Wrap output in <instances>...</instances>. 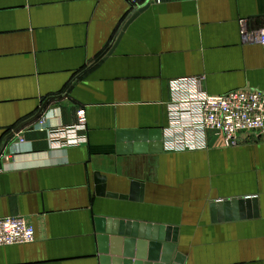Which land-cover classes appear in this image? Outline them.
I'll return each mask as SVG.
<instances>
[{
  "label": "crops",
  "instance_id": "1",
  "mask_svg": "<svg viewBox=\"0 0 264 264\" xmlns=\"http://www.w3.org/2000/svg\"><path fill=\"white\" fill-rule=\"evenodd\" d=\"M242 20L264 28V0H0V146L48 99L49 126L75 125L84 109L88 138L58 148L35 120L7 142L0 218L24 217L36 241L0 247V264H101L100 220L178 228L184 264H264V138L162 144L173 80L264 92V46L243 42ZM97 175L107 194L139 182L142 201L99 196ZM232 201L230 220L212 213Z\"/></svg>",
  "mask_w": 264,
  "mask_h": 264
},
{
  "label": "built area",
  "instance_id": "2",
  "mask_svg": "<svg viewBox=\"0 0 264 264\" xmlns=\"http://www.w3.org/2000/svg\"><path fill=\"white\" fill-rule=\"evenodd\" d=\"M159 1V0H158ZM242 40L264 46V28L249 32L242 20ZM201 77L179 78L170 83L167 105L168 125L163 130L162 144L166 152L206 151L209 139L219 138L226 148L241 145V137L251 133L264 138V92L257 89L235 90L211 95L203 88ZM75 125L53 128L45 117L36 120L39 130L47 133L58 148L85 145L87 116L77 113ZM20 143L25 139L21 137ZM36 241L35 228L21 216L0 218V247L31 244Z\"/></svg>",
  "mask_w": 264,
  "mask_h": 264
},
{
  "label": "water",
  "instance_id": "3",
  "mask_svg": "<svg viewBox=\"0 0 264 264\" xmlns=\"http://www.w3.org/2000/svg\"><path fill=\"white\" fill-rule=\"evenodd\" d=\"M52 99L46 100L39 113L26 123L20 125L9 134L0 146V154L7 142L17 134L21 128L37 120ZM137 139L142 138L141 134ZM135 152L144 151L143 146L136 145ZM97 193L101 197L118 198L121 200L142 201L144 186L139 182L132 184L129 196L107 194L105 179L97 175ZM237 201L219 202L211 206L212 213L219 214L223 221V212H226V219L230 220V206L234 209ZM242 204V201L239 203ZM237 219V216H234ZM98 237L101 264H184L185 258L181 254H176L178 243V228H171L157 225H147L136 222H125L118 220L99 221ZM151 240L152 242H148ZM149 249V254L147 251ZM162 251V252H161ZM136 253V254H135ZM163 254L161 257L160 254ZM147 261V262H145Z\"/></svg>",
  "mask_w": 264,
  "mask_h": 264
}]
</instances>
